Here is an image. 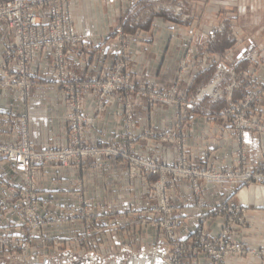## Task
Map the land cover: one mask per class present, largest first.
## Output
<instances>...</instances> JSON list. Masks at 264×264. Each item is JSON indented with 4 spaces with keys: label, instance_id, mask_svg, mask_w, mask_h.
Returning <instances> with one entry per match:
<instances>
[{
    "label": "rangeland",
    "instance_id": "obj_1",
    "mask_svg": "<svg viewBox=\"0 0 264 264\" xmlns=\"http://www.w3.org/2000/svg\"><path fill=\"white\" fill-rule=\"evenodd\" d=\"M77 1L78 0H67L68 4L66 6L67 13L73 18L76 28L78 11H76L75 3ZM159 16L163 17L165 21H171L176 25L181 26V28L189 25L197 27L201 26L202 24L210 26V30L207 35H205L200 41H196L195 44H190L187 47L185 54L181 58L178 65V75L176 80L169 85L163 86L158 81L140 82L130 77L137 83L146 85L147 87L156 86L162 93H171L174 90L177 91V93H175L176 101L173 103L159 100L152 102L153 104H150L147 97L140 96L136 93H134L130 98L134 105L136 104L134 100L141 99L150 105H170L176 107L177 110H179V112L176 114L177 122L175 124V131L163 130L162 132L157 133L148 129L143 131V136L146 132H149L157 134V137H142L144 140L157 138L162 144L166 146H174L175 149L171 147L173 156H160L159 154L151 155L150 153H145L144 151L142 152L141 149L135 145L138 144V142L127 132H125L123 135L127 140L125 144L92 143L88 137L90 130L88 127V120L85 124V130L83 132L84 145L89 147L97 146L98 150L102 151L101 155L89 154L84 159L78 162H73L67 166L61 165L56 161L41 163L35 170V178L29 191L14 192L12 191L11 187L2 186L0 184V190L3 191L4 196L8 201L13 202L14 205L12 208L18 213V219L8 218L6 220L4 218L6 216L5 213H8L9 211L8 208H6V204L2 208L3 215L0 214V253L7 254L10 257L12 256L18 258L23 263H27L32 258L40 259L47 255L56 256L58 251L64 248L75 250L77 252L81 250L86 252L89 249L97 248V245H101L103 248L99 250L105 252L107 255L109 254L108 252L112 250L109 248L113 244L112 241H114V239L116 244H124V241H126L128 245L134 246L136 248H139L143 245L150 246L153 243L152 247L154 251H157L161 248V244L159 245L157 243L161 238L163 240L162 245L166 246L165 258L169 261L172 260L173 256L175 255L172 251H168V249L172 246L171 239L169 237L170 232L173 231L177 238H180L178 236V230L180 227L182 225L191 226L192 231L190 234L193 236L191 238L192 241L189 240L188 242H195V244L199 245V240L202 236L200 230H202L204 227V224L202 221H200V218L203 219L204 217L206 220L208 219L206 231L208 230V233L210 234V218L202 213L203 209L207 207L208 202L205 198V193L203 190L205 186L217 185L203 183L201 190L199 192H195V187L192 182L183 179L173 180L170 178L171 175L168 174L167 186L166 188L161 189L159 184L162 181L163 174L150 175L149 172L142 167V162H145L146 160H157L160 161V163H163V161L167 160L174 164L175 162H178L180 155L183 157L184 154H186L188 163L198 168L207 167L213 170H223L226 172L238 171V169L257 170V167L251 169L243 166V164H239L240 166L235 168L218 169L213 165L200 166L197 163L192 162L189 158L190 143L188 132L193 117L199 114H216L221 120H229L232 122L233 126L232 124L231 126L235 130L234 139L237 140L239 145L238 154L241 155L240 163L243 162L242 155L244 152V147L242 146L243 132L248 130H257L261 133H264V125L259 119L261 118V115L256 114V111L252 110L254 104H258L262 99H264V86L260 81L257 83V79L254 77V72L250 69L251 65L258 67L264 64V47L263 44H261L264 43V0H131L130 3L125 5V9L121 12L120 16L115 20L113 19L109 25L108 35L113 39V42L116 46V61L113 67L121 61L122 57L117 54V50L120 47H122L123 51H125V55L131 64L132 57L130 49L132 41L136 38H139V36L142 35V30L144 32L146 27L151 28L153 22L156 21L155 18ZM41 19L42 21L47 20V11L44 10L41 12ZM12 33L14 32L12 31ZM143 36H148V38L153 39L156 37V34L150 29L148 32H144ZM223 43L229 44L228 50H220V45ZM89 46L91 48V53L93 51V47H91L90 44ZM208 50L215 52L219 58L215 62L211 63L210 66L212 68V72L200 78L198 84L196 85V89L193 92L187 94L181 90L180 84L184 80L185 75L190 68L194 66H197V68L206 67V65L203 66L202 64L200 66L195 65V62L197 63L196 56L198 54L207 52ZM42 54L44 53H41L40 56ZM130 64L127 69L128 74ZM68 69L70 71V68ZM112 69L106 74H91L87 70L82 71L88 72L91 76L103 77L109 74ZM82 71L79 73H73L70 71V73L78 76L82 73ZM245 73H247V75H245ZM50 78L48 80L50 83H52ZM13 88L17 89L16 87ZM148 93L150 94L152 91L150 90ZM95 94L97 105L98 94L96 92ZM113 94L109 95L106 99L108 106L111 99L113 98ZM237 94L239 95V98L235 99ZM252 94H256L255 98L246 108H243L241 105L246 103L252 97ZM118 95L119 100L122 102V104H124L125 98L123 94L119 92ZM134 96H136V98ZM234 106H239L241 110H244L249 118L254 119L258 124L256 126L257 128H248L241 133L242 130L236 128V114L230 112ZM135 109L136 108L134 106L132 115H134ZM105 112L106 111H104L102 114ZM257 112L259 111L257 110ZM124 113L126 116L125 107ZM102 114L98 115L96 113L97 116H101ZM23 115L26 116V114H22L16 117V124L18 128L17 141L4 142L0 140V142L12 145L20 144L21 139L18 118ZM86 116L89 118L87 114ZM131 118L133 120V116ZM127 121L130 122L129 120ZM67 130L69 133V141L67 145H51L47 147L62 149L70 145L71 137L68 121ZM166 133L174 134L173 139L163 141L162 137L165 136ZM178 134L181 136L180 139L177 138ZM34 147L39 151L43 149L37 148L35 145ZM112 151H116L119 154H115ZM2 160L12 164L14 171H17L11 161L0 158V162ZM108 161L111 162L108 168L111 166H116L119 170L118 175L121 177L119 178V189L117 192L111 195L113 197L112 199L107 200L108 198H106V200L102 203H94L93 198L86 195L87 184L91 182L92 179L88 178V180H85L80 178L72 180L70 184L67 185V188L70 189L68 191L69 195L77 198V209L63 211L60 208H57L55 209L54 214H43L40 211L39 198L44 192V188L41 185L43 180L39 178L40 170L42 173L44 172L43 169H40L41 167H46L49 164L58 168L71 166L79 170H92L91 172L94 174V169L98 170L99 168H105ZM116 170L117 169L114 171L116 172ZM20 173L22 175V181L20 184H26L24 174L22 172ZM44 173L46 176L47 172ZM52 175L57 177L60 174L55 172L52 173ZM0 179H5L17 185V182L9 179L3 174L1 163ZM123 179L126 180V185H123ZM177 180L186 182L191 186L192 204L190 206L183 205L185 201H183L184 198L180 197V191L177 189L180 186L175 183ZM144 184L146 185L144 186ZM227 184L247 185L236 183ZM140 187L142 188L140 189ZM138 189H140V192ZM32 195H35L37 198L35 211H33L31 208V204H27L29 206L24 205L23 209H27L28 215L23 216L21 211L23 209L22 207L20 208V203H22L23 200H26L25 197H30ZM124 199L130 201L128 205H125ZM114 201L115 203H113ZM223 202L234 201L227 199L220 203ZM218 204L213 206L210 215L221 219V232V224L223 219L214 213V209ZM181 209H183V212H186L187 214L186 220H182L177 215ZM33 213L36 214L35 219H33L31 216ZM75 220L79 221L81 224V229L77 236L61 238L58 236H49L47 233V230L50 228H60L63 223ZM148 228H154L157 232H159L157 233V237L154 238L153 242L147 239ZM238 231L242 234L244 232V230H238V228L234 230L233 239L236 242H238V240H236L234 236ZM184 255V262L186 264H192L194 262V256L192 255V252L188 251ZM201 257H205L204 254L201 253L199 259H197L198 263L196 264H201ZM61 264H72V262L70 260H66Z\"/></svg>",
    "mask_w": 264,
    "mask_h": 264
},
{
    "label": "crops",
    "instance_id": "obj_2",
    "mask_svg": "<svg viewBox=\"0 0 264 264\" xmlns=\"http://www.w3.org/2000/svg\"><path fill=\"white\" fill-rule=\"evenodd\" d=\"M131 0H78L75 3L78 14V31L86 38L93 47V51L87 54L83 47L77 48L68 56L69 68L73 73L87 70L91 74L108 73L116 61V46L113 39L108 35L111 21L120 16L125 9V5ZM152 27H146L144 32L150 29L155 32V38L139 36L131 43L132 61L129 67V75L132 79L140 82L158 81L163 86H167L176 80L178 75V65L190 44L200 41L210 30V26L176 25L171 21H165L161 16L155 18ZM154 25V26H153ZM12 30L0 24V63L4 56V44L11 41ZM261 43V42H260ZM259 44V43H258ZM263 44L264 47V43ZM229 44L220 45V50H228ZM195 65H206L204 68L194 66L190 68L184 80L180 84L182 91L187 94L196 89L200 78L212 72L211 63L215 62L219 56L210 50L196 56ZM202 66V67H203ZM257 83L260 81L264 86V64L261 66L251 65ZM33 73L36 85L32 88V98L27 103H22L18 99V91L15 88H0V140L4 142H16L18 139V128L16 117L26 114L30 141L37 148H44L51 145L65 146L69 141L67 130V114L70 110L68 95L66 90L57 84L49 82L52 74L51 58L48 53L42 54L33 65ZM136 98V96H134ZM236 95L235 99H238ZM135 101V113L133 120L127 121L124 113V104L119 100L118 93L113 94V98L104 114L97 116L95 113L96 94L93 90L86 92L84 97L85 113L89 116V139L92 143H126L124 133L127 132L134 137L141 151L151 155L173 156L172 148L166 146L157 138L144 140L143 131L152 130L162 132L163 130L175 131L176 114L179 112L176 107L170 105L156 104L150 105L144 100ZM256 114L261 115L260 121L264 125V99L252 107ZM257 110L259 112H257ZM215 112V111H214ZM220 121V122H219ZM229 120H221L216 114H199L193 117L189 127V158L192 162L200 166L213 165L218 169L235 168L243 164L254 169L264 163V133L257 130H248L242 134V146L244 147L242 163L241 155L238 154L235 142V130ZM124 138V139H123ZM169 147V148H167ZM175 149V148H174ZM3 174L17 183L22 181L19 171H14L12 164L2 160ZM108 161L105 168L95 170H79L74 167H55L47 165L41 167L39 178L44 192L40 195V211L43 214H54L55 209L63 211L74 210L78 207L77 198L69 195L67 185L74 179L83 178L92 181L87 184L86 195L93 198L94 203H102L112 199L111 196L119 189V170L115 166L109 167ZM240 164V165H239ZM115 169L116 172L114 171ZM59 173L55 177L52 173ZM49 174V175H47ZM117 174V176H116ZM46 177H44V176ZM128 180V179H127ZM123 185H126L122 180ZM146 182V181H145ZM144 182V183H145ZM180 191V197L184 198V206L192 204V188L183 181L175 182ZM146 184H144L145 186ZM143 186V187H144ZM147 187V186H146ZM142 187H140L141 189ZM140 189L139 192H140ZM144 191V188H143ZM207 207L202 213L210 219V235L217 237L220 233L221 219L210 215L216 204L231 200L240 204L247 210L246 225L243 234L236 232L234 238L242 240L246 244L254 247L264 246V186L259 185H233L224 184L204 187ZM129 200L124 199L125 205ZM115 203V201L113 202ZM6 204L8 213L4 217L18 219V213L14 211L13 202L8 201L0 190V214L3 215L2 208ZM182 205V204H181ZM182 220H186V212L183 209L177 214ZM79 221H67L60 228H50L47 230L49 236L68 238L77 236L80 232ZM149 241L157 237L154 228H148ZM192 231L191 226L182 225L178 230V236L186 238ZM242 238V239H241ZM109 254L100 251L103 246L77 252L68 248L58 251L56 256L47 255L43 258H32L29 262L23 263L15 257L0 253V264H61L70 260L72 264H167L165 258L166 246L162 245L160 238L157 242L161 248L157 251L150 246L136 248L124 244H116L112 241ZM117 245V246H116ZM96 247V246H95ZM109 247V246H108ZM252 258L229 257L226 264H260ZM201 264H208L206 257L200 258Z\"/></svg>",
    "mask_w": 264,
    "mask_h": 264
},
{
    "label": "built area",
    "instance_id": "obj_3",
    "mask_svg": "<svg viewBox=\"0 0 264 264\" xmlns=\"http://www.w3.org/2000/svg\"><path fill=\"white\" fill-rule=\"evenodd\" d=\"M67 0H0V24H4L11 29L13 33L12 41L5 44V54L3 62L0 65V87L13 88L19 91V99L22 103L29 102L31 99V89L35 85L33 64L36 63L41 53H48L51 58L52 76L50 81L63 87L68 94L70 111L67 116L71 144L57 149L54 147H45L42 150H36L29 140V130L27 117L25 115L18 118L19 133L21 142L18 145H12L0 142V158L11 161L15 169L24 174L26 184H14L5 179H0L2 186L11 187L12 191H29L35 178V170L41 163L59 162L67 166L73 162L84 159L87 155H101L102 151L97 146L89 147L84 145V130L87 118L84 110V97L87 90H94L98 94L96 113L102 114L106 111L108 103L107 97L115 92H121L125 98L124 107L127 120H132L134 103L131 96L136 93L147 97L148 102L163 100L173 103L176 101V90L171 93H162L156 86L147 87L132 80L127 73L130 64L125 55V51L120 47L117 54L121 61L116 64L112 71L103 76H91L88 72L82 71L75 76L69 71L68 55L77 48L83 46L87 53L91 48L84 36L81 35L74 25L73 18L67 13ZM47 11V20L42 21L41 12ZM89 51V52H88ZM247 75V73H245ZM152 93H148L149 91ZM256 94L241 106L246 108L255 98ZM231 113L236 114V128L242 130L248 128H257V122L247 116L244 110L239 106H234ZM157 137V134L146 132L143 137ZM174 134L166 133L162 137L163 141L173 139ZM178 134L177 138L180 139ZM119 154L116 151H112ZM142 167L150 175H162V181L159 186L161 189L167 186V175L170 174L174 179H183L192 182L195 192L201 190L202 184H247L264 186V163L257 167V170L221 171L213 170L207 167L198 168L190 163L186 154L179 156L178 162L174 164L165 160L163 163L157 160H146L142 162ZM166 174V175H165ZM169 179V178H168ZM170 183V182H168ZM20 203V208L31 204L35 211L37 198L35 195L25 197ZM29 206V205H27ZM23 216H27V209L21 210ZM214 213L222 217L221 232L218 237L213 238L206 231L207 220L203 217L200 221L204 227L201 231L200 244L192 241V234L188 237L177 238L174 232H170L171 248L175 255L172 260H167V264H186L184 262L185 253L190 251L194 256L196 264L199 256L209 259V264H226L230 256L241 258H254L260 264H264V246H250L244 241H234V230H244L246 222V209L235 202H223L218 204ZM35 219L36 214L33 213ZM176 225V224H175ZM201 226V224H200ZM191 264V263H190Z\"/></svg>",
    "mask_w": 264,
    "mask_h": 264
},
{
    "label": "bare ground",
    "instance_id": "obj_4",
    "mask_svg": "<svg viewBox=\"0 0 264 264\" xmlns=\"http://www.w3.org/2000/svg\"><path fill=\"white\" fill-rule=\"evenodd\" d=\"M235 142H236V146H237L236 149H237V152H238V147H239V145H238V142H237L236 139H235ZM251 260L256 261V262L258 261V260L254 259V258H252Z\"/></svg>",
    "mask_w": 264,
    "mask_h": 264
}]
</instances>
